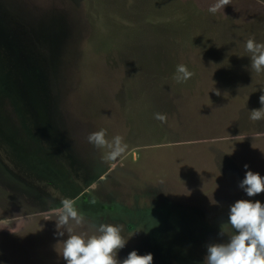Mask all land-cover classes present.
Listing matches in <instances>:
<instances>
[{
  "label": "rangeland",
  "instance_id": "obj_1",
  "mask_svg": "<svg viewBox=\"0 0 264 264\" xmlns=\"http://www.w3.org/2000/svg\"><path fill=\"white\" fill-rule=\"evenodd\" d=\"M215 2L0 0V264H67L45 220L64 199L89 234L122 225L119 261L153 264H203L232 204H264L238 187L264 176V72L245 50L264 43V0ZM101 129L127 144L115 162L87 140Z\"/></svg>",
  "mask_w": 264,
  "mask_h": 264
},
{
  "label": "clouds",
  "instance_id": "obj_2",
  "mask_svg": "<svg viewBox=\"0 0 264 264\" xmlns=\"http://www.w3.org/2000/svg\"><path fill=\"white\" fill-rule=\"evenodd\" d=\"M231 3L232 0H216L208 11L215 14ZM245 50L250 54L251 71L257 74L264 72V43L249 38ZM192 75L194 73L185 65L177 66V82H186ZM216 94H220L219 90H216ZM259 101L264 106V94L259 97ZM155 118L162 123L167 121L166 115L162 113H155ZM250 119H264V107L250 111ZM106 136V130L101 129L89 133L87 140L97 149H109L108 159L115 162L126 151L127 144L120 135L111 141L106 139ZM112 167H116V164L113 163ZM244 168L248 169V165L245 164ZM238 187L244 190L247 196H255L264 192V176L248 170L239 181ZM45 220H55L57 235L63 236L67 233L68 238L62 241L63 248L58 251L67 264H153L151 252L139 255L136 250L131 251L123 261H119L116 258L117 252L127 243V239L121 235L122 225L91 223L89 227L94 231L89 234L85 227L86 217L77 209L76 202L72 199H64L59 206L49 209ZM227 224L232 229V232L228 233L229 242L209 243L203 264H264V204L259 200H237L229 208ZM224 233L227 232L222 227L220 234Z\"/></svg>",
  "mask_w": 264,
  "mask_h": 264
}]
</instances>
